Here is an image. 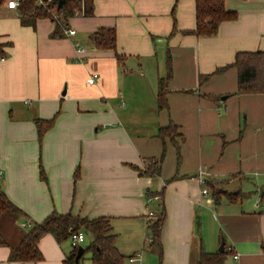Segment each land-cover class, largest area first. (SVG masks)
Masks as SVG:
<instances>
[{"label":"crops","instance_id":"obj_1","mask_svg":"<svg viewBox=\"0 0 264 264\" xmlns=\"http://www.w3.org/2000/svg\"><path fill=\"white\" fill-rule=\"evenodd\" d=\"M225 6L238 16L213 36L193 31L196 0H95L93 15L69 18L74 36L53 19L22 24L7 7L16 16L0 21V191L32 222L54 211L110 217L131 264H198L223 237L239 255L224 264H264V93H236V67L216 71L239 51L264 50V0ZM100 28L115 29V50L93 45ZM37 119H54L42 139ZM201 168L208 195L195 178ZM215 188L242 198L217 200ZM151 211L165 214L161 255ZM40 248L42 259L21 262L0 245V264H66L73 245L47 234Z\"/></svg>","mask_w":264,"mask_h":264},{"label":"trees","instance_id":"obj_2","mask_svg":"<svg viewBox=\"0 0 264 264\" xmlns=\"http://www.w3.org/2000/svg\"><path fill=\"white\" fill-rule=\"evenodd\" d=\"M7 0H0L4 3ZM37 0H21L18 11L21 23L31 25L38 19H53L48 10L37 6ZM95 0H66L60 10L65 11V18L76 16V11H83L82 15L91 16L94 14ZM197 25L194 33L202 36H213L219 31L222 22L233 21L238 14L228 10L225 0H196ZM61 27V26H60ZM62 28V27H61ZM63 30V28H62ZM64 31V30H63ZM93 45L100 49H116L117 36L114 28H100L92 35ZM0 38V58L7 54L6 46ZM236 67L238 70V90L236 93L257 94L264 93V50L239 51L235 60L219 67L218 73ZM171 77V69L167 77L161 78L159 82V107L167 104V83ZM38 135L42 139L45 132L52 127L54 119L36 120ZM176 127L163 128L162 136L172 135ZM160 170L159 162L150 164L148 171L152 174ZM78 172L75 173V176ZM42 176L44 174L42 172ZM214 197L218 200L226 195L230 201H237L242 198L241 191L230 192L223 188L213 190ZM261 201L264 202V187L260 193ZM29 220V215L17 206L4 191H0V245H7L11 249V261H38L43 258L40 248L42 238L47 234L54 235L59 241L70 240L74 231L83 230L90 240L85 252L76 262L78 246L73 247L66 264H80L84 254L89 251L94 264H124L126 255L121 253L117 247V234L113 230L111 218L100 216L89 218L75 214L72 211L66 213L52 212L41 222H32L29 228L20 226V221ZM164 211L155 213L150 224L151 246L157 248L162 254L161 230L164 225ZM87 240V239H86ZM86 242V241H85ZM84 242V243H85ZM83 243V244H84ZM82 244V245H83ZM228 254H234L233 250L225 246L224 251L206 252L202 251L198 264H224Z\"/></svg>","mask_w":264,"mask_h":264},{"label":"built area","instance_id":"obj_3","mask_svg":"<svg viewBox=\"0 0 264 264\" xmlns=\"http://www.w3.org/2000/svg\"><path fill=\"white\" fill-rule=\"evenodd\" d=\"M21 0H7L6 1V6L8 8L11 9H16L18 10L19 6H20ZM37 6H41L43 8H45L46 10H48V12L50 13V15L52 16L53 20L56 23H59V25L63 28L65 34L67 36H74L77 33V29L74 28L73 26H71L69 24V18L66 19L65 18V11L64 10H60V6L58 4L57 0H37L36 1ZM83 13V11H76V15H81ZM76 50L78 53H84L87 51L86 46H83L80 42L76 43ZM1 59H5L4 57H2ZM97 74H93L88 81L90 83H93L96 78H97ZM208 172L205 169H200L197 174L195 175V178L201 183V185L203 186V190L202 193L203 195H208L209 193V189L207 187V183H208ZM155 213L154 212H149L148 215V220H147V225L150 228V224H151V220L154 218ZM21 227L23 228H29L32 226V221L31 220H24L21 222L20 224ZM87 239V235L83 230H77L74 231L71 235V243L73 245V247L75 246H80L82 245ZM234 258L236 260L239 259V255L236 253L234 254ZM130 261H136V260H141L142 259V253L141 252H137L135 255L131 256Z\"/></svg>","mask_w":264,"mask_h":264},{"label":"rangeland","instance_id":"obj_4","mask_svg":"<svg viewBox=\"0 0 264 264\" xmlns=\"http://www.w3.org/2000/svg\"><path fill=\"white\" fill-rule=\"evenodd\" d=\"M19 12V11H17ZM10 14H13L15 15L14 12H9L7 6H6V1L4 3H0V21H3V20H6L7 18H10ZM19 14V13H18ZM12 16V15H11ZM16 16V15H15ZM49 19V18H48ZM50 20V19H49ZM56 23V22H55ZM58 26L59 23H57ZM150 233V232H149ZM123 238H125V235L122 234L120 236V239L119 240H124ZM90 240L87 239L86 242L83 244V246L86 248L89 244ZM220 248V244L218 246V250ZM229 259V257H228ZM229 262V261H228ZM80 264H93V261L91 259V253L89 251H87L85 254H84V258L82 259V261L80 262ZM125 264H131L129 261H128V257H126V260H125Z\"/></svg>","mask_w":264,"mask_h":264},{"label":"water","instance_id":"obj_5","mask_svg":"<svg viewBox=\"0 0 264 264\" xmlns=\"http://www.w3.org/2000/svg\"><path fill=\"white\" fill-rule=\"evenodd\" d=\"M58 1V4L59 6L61 7L66 0H57ZM225 246H226V241H225V238L223 237L222 238V241H221V245H220V248H219V251H224L225 250ZM85 252V247L83 245H80L78 247V251H77V254H76V262L78 263L79 260H80V257L83 255V253Z\"/></svg>","mask_w":264,"mask_h":264}]
</instances>
